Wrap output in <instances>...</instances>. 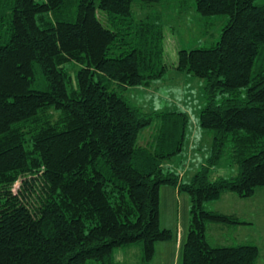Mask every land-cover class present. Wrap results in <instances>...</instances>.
Masks as SVG:
<instances>
[{
  "label": "trees",
  "instance_id": "1",
  "mask_svg": "<svg viewBox=\"0 0 264 264\" xmlns=\"http://www.w3.org/2000/svg\"><path fill=\"white\" fill-rule=\"evenodd\" d=\"M187 1L0 0V264H118L131 245L152 264L174 238L159 223L162 186L189 197L179 264H256L255 245L211 244V225L247 222L205 204L264 187V0H192L227 23L173 66L204 82L197 125L209 153L189 181L166 165L187 148L188 116L126 97L169 69L160 14L135 8ZM222 164L237 173L211 180Z\"/></svg>",
  "mask_w": 264,
  "mask_h": 264
},
{
  "label": "rangeland",
  "instance_id": "2",
  "mask_svg": "<svg viewBox=\"0 0 264 264\" xmlns=\"http://www.w3.org/2000/svg\"><path fill=\"white\" fill-rule=\"evenodd\" d=\"M97 13L102 12L97 11ZM135 13L142 19L149 14H160L164 31L165 61L169 69L163 80L149 88H129L126 91V97L132 105L142 108L145 112H184L188 116L187 148L183 154L175 156L173 162L166 165L179 172L184 181H189L205 164L209 153L210 138L206 136V131H202L197 125L198 113L204 107L202 91L204 82L176 71L173 66L176 65L179 50L208 48L214 45L220 38L227 18L199 16L192 0L185 4L173 3L135 8ZM99 19L105 23L103 14H99ZM75 69L76 66L67 67V71L71 74ZM154 130V126H151L143 131L138 143L144 145L149 142ZM236 173V167L222 164L210 172V179L230 177ZM176 205L178 211H174L172 208L174 206L169 205L168 202L166 206L162 197L159 216L161 227L170 225L175 229L176 222L187 224L188 195L181 193ZM205 209L231 215L247 222L242 225H211L208 238L212 245H255L259 253L256 264H264V187L257 188L253 196L248 198L224 193L219 200L205 204ZM162 246L163 243L156 245L152 264H168L167 261L173 263V257L168 260L162 259L160 255ZM115 255L118 259H123L124 262L121 264H141L142 254L139 245L117 249Z\"/></svg>",
  "mask_w": 264,
  "mask_h": 264
},
{
  "label": "crops",
  "instance_id": "3",
  "mask_svg": "<svg viewBox=\"0 0 264 264\" xmlns=\"http://www.w3.org/2000/svg\"><path fill=\"white\" fill-rule=\"evenodd\" d=\"M180 195L181 193L178 192L177 189L168 187V186H162L159 190L160 204H161V200L163 197V202L165 203L166 206L168 202L169 205L171 204L174 206L172 207L174 211H178V206L176 204L178 203V198L180 197ZM169 215L171 216V213ZM159 216H160V213H159ZM174 226H175V229L171 228L170 225L167 227H161L160 225L161 228L168 229L174 234V238L172 240L167 241V242H160V243H163V246L161 248L162 250L160 251V255L162 256V259L164 260V258H166V260H168L170 259V257H173V263H170V261H167L168 264H179L180 263L181 251H182V246H183V243L186 237L188 221H187V224H184V225L176 222L174 223ZM156 245H155V253H156ZM155 253H154V256H155ZM154 256H153V259H154ZM115 260L118 264H121L124 262L123 259H118L117 255H115Z\"/></svg>",
  "mask_w": 264,
  "mask_h": 264
}]
</instances>
